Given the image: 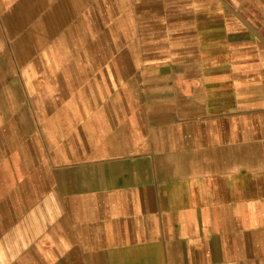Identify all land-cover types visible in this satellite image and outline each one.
<instances>
[{
    "label": "crops",
    "instance_id": "0c3cea01",
    "mask_svg": "<svg viewBox=\"0 0 264 264\" xmlns=\"http://www.w3.org/2000/svg\"><path fill=\"white\" fill-rule=\"evenodd\" d=\"M0 264H264V0H0Z\"/></svg>",
    "mask_w": 264,
    "mask_h": 264
},
{
    "label": "rangeland",
    "instance_id": "374dc122",
    "mask_svg": "<svg viewBox=\"0 0 264 264\" xmlns=\"http://www.w3.org/2000/svg\"><path fill=\"white\" fill-rule=\"evenodd\" d=\"M4 34H5V33H4ZM22 34H23V32H22ZM22 34H21V35H22ZM5 36H6V35H5ZM5 40H8V38L5 37ZM1 41H3V42H1V43H4V44H6V45H7V43H8L7 41H4V40H2V39H1ZM8 49H9V51H8ZM2 51H3V50L1 49V52H2ZM7 51L10 52V54H12L11 48H8V47H4V51H3L2 53H8ZM8 99H9V97L5 96V97H4V100H5L4 102L7 103V102H8ZM18 100H19V101H18ZM16 102H17V103H19V102L23 103V97H22V98H20V97H16Z\"/></svg>",
    "mask_w": 264,
    "mask_h": 264
}]
</instances>
